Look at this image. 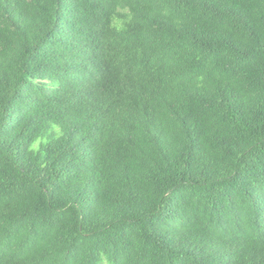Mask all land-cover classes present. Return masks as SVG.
<instances>
[{"label":"trees","instance_id":"trees-1","mask_svg":"<svg viewBox=\"0 0 264 264\" xmlns=\"http://www.w3.org/2000/svg\"><path fill=\"white\" fill-rule=\"evenodd\" d=\"M0 264H264V0H0Z\"/></svg>","mask_w":264,"mask_h":264}]
</instances>
